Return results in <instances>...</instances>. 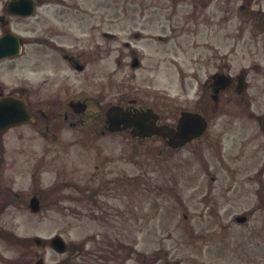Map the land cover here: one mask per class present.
I'll return each instance as SVG.
<instances>
[{
	"label": "flooded vegetation",
	"instance_id": "flooded-vegetation-1",
	"mask_svg": "<svg viewBox=\"0 0 264 264\" xmlns=\"http://www.w3.org/2000/svg\"><path fill=\"white\" fill-rule=\"evenodd\" d=\"M261 1L97 0L88 13L69 0H0V98L26 103L30 134L67 131L94 141L123 134L122 151L149 141L176 159L189 148L209 177L212 209L220 196L229 204L224 218L254 217L264 206ZM171 69L179 75L175 93L163 82ZM120 112L130 121L147 116L158 134L139 137L129 121L111 131ZM187 115L200 125H183ZM183 126L204 129L182 144ZM8 134L0 133V218L22 201L9 157L18 146H8ZM95 172L93 181L116 185ZM232 202L251 204L233 213Z\"/></svg>",
	"mask_w": 264,
	"mask_h": 264
},
{
	"label": "rangeland",
	"instance_id": "rangeland-1",
	"mask_svg": "<svg viewBox=\"0 0 264 264\" xmlns=\"http://www.w3.org/2000/svg\"><path fill=\"white\" fill-rule=\"evenodd\" d=\"M75 1L92 12L89 4L95 0ZM261 4L264 7V0ZM163 77L166 89L175 93L176 70H167ZM18 131L8 134V146L16 143ZM123 137L94 141L66 131L53 146L51 137H37L33 145L25 138L21 155H11L22 164L18 183L23 189L36 174L32 190L24 191L18 184L16 189L23 195L36 193L41 202L37 214L22 209L12 220L16 226L12 232L44 241L59 235L68 248L58 255L47 242L40 247L31 244L30 264L35 254L44 264H96L90 260L100 259L107 244L113 247V253L105 254L112 256L107 264H119L121 258L125 264H264V206L238 225L223 217L229 204L222 197L217 198V211L212 209L207 198L209 177L202 162L191 158L189 148L177 159L172 151L160 155L149 141L127 145L122 151ZM96 170L106 180H116V185L93 181ZM62 197L66 199L59 202ZM231 204L232 212L240 213L251 203ZM81 243L87 246L79 255ZM0 244L6 261L14 257V263L26 264L28 249L11 253Z\"/></svg>",
	"mask_w": 264,
	"mask_h": 264
},
{
	"label": "water",
	"instance_id": "water-1",
	"mask_svg": "<svg viewBox=\"0 0 264 264\" xmlns=\"http://www.w3.org/2000/svg\"><path fill=\"white\" fill-rule=\"evenodd\" d=\"M8 103H5V105H2L0 107V129L2 128H6L10 125L13 124H17V123H21L24 121L23 116H24V112H20L18 109L13 108L12 106L7 105ZM18 105H14V107H16ZM17 108V107H16ZM22 109V107H20ZM23 110V109H22ZM134 124L139 127H137V129L139 131H142L143 129H145L147 126H149V120L146 119L145 116H140L138 118H136V121H134ZM34 209L35 208V204H34ZM55 245H59L60 241L59 240H55L52 241Z\"/></svg>",
	"mask_w": 264,
	"mask_h": 264
}]
</instances>
